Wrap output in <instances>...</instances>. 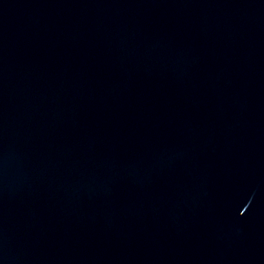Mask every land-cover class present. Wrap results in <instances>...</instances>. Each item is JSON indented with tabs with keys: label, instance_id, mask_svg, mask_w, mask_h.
<instances>
[{
	"label": "water",
	"instance_id": "obj_1",
	"mask_svg": "<svg viewBox=\"0 0 264 264\" xmlns=\"http://www.w3.org/2000/svg\"><path fill=\"white\" fill-rule=\"evenodd\" d=\"M0 264H264V0H0Z\"/></svg>",
	"mask_w": 264,
	"mask_h": 264
}]
</instances>
